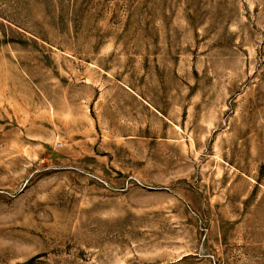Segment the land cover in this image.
Segmentation results:
<instances>
[{
  "label": "rangeland",
  "instance_id": "rangeland-1",
  "mask_svg": "<svg viewBox=\"0 0 264 264\" xmlns=\"http://www.w3.org/2000/svg\"><path fill=\"white\" fill-rule=\"evenodd\" d=\"M0 264H264V0H0Z\"/></svg>",
  "mask_w": 264,
  "mask_h": 264
}]
</instances>
